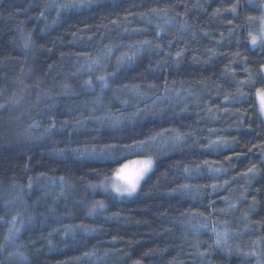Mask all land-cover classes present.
<instances>
[{
    "label": "trees",
    "instance_id": "obj_1",
    "mask_svg": "<svg viewBox=\"0 0 264 264\" xmlns=\"http://www.w3.org/2000/svg\"><path fill=\"white\" fill-rule=\"evenodd\" d=\"M262 67L264 0H0V264H264Z\"/></svg>",
    "mask_w": 264,
    "mask_h": 264
},
{
    "label": "snow or ice",
    "instance_id": "obj_2",
    "mask_svg": "<svg viewBox=\"0 0 264 264\" xmlns=\"http://www.w3.org/2000/svg\"><path fill=\"white\" fill-rule=\"evenodd\" d=\"M255 39L252 40V43L255 44ZM261 74L264 75V67L261 68ZM106 86V85H105ZM258 95L264 96V90H260ZM262 111H264V103H262ZM177 139H180L179 135ZM216 143V141H213ZM142 167L138 168L134 175H119V179L123 181V187L117 188L116 191L119 192L121 195L127 194L129 196L133 195L139 186L140 181L144 178V174L151 168V161H143L140 162ZM128 168V165L125 164L121 169H119V173H124L125 170ZM249 171H254L253 169H249ZM219 236V234H218ZM219 243V239L217 241Z\"/></svg>",
    "mask_w": 264,
    "mask_h": 264
},
{
    "label": "rangeland",
    "instance_id": "obj_3",
    "mask_svg": "<svg viewBox=\"0 0 264 264\" xmlns=\"http://www.w3.org/2000/svg\"><path fill=\"white\" fill-rule=\"evenodd\" d=\"M256 46V44H254ZM262 103H264V96L259 95L258 97V104L260 106V109L262 108ZM262 115L264 118V111H262ZM151 161V168L144 174V178L140 181L138 188L140 187L141 183L143 180L147 177L148 174H150L153 169H154V161L151 159H141V160H134L131 162L126 163L128 165V168L125 170L124 173H119V170L117 173L110 179H108L105 182L106 189H109L110 191L114 192L115 194L119 196H127V194L121 195L119 192L116 191L117 188H122L123 187V181L119 179V175H128L132 176L135 174L136 170L140 167H142V164L140 162L143 161ZM121 169V168H120ZM137 188V190H138Z\"/></svg>",
    "mask_w": 264,
    "mask_h": 264
}]
</instances>
